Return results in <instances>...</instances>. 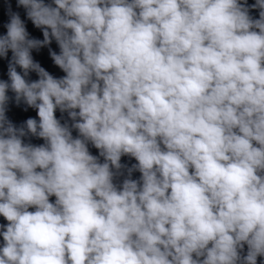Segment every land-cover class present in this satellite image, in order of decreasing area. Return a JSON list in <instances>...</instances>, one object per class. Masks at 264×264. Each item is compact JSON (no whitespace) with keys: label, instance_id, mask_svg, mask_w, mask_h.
Masks as SVG:
<instances>
[{"label":"clouds","instance_id":"9594fccd","mask_svg":"<svg viewBox=\"0 0 264 264\" xmlns=\"http://www.w3.org/2000/svg\"><path fill=\"white\" fill-rule=\"evenodd\" d=\"M0 264H264V0H0Z\"/></svg>","mask_w":264,"mask_h":264}]
</instances>
